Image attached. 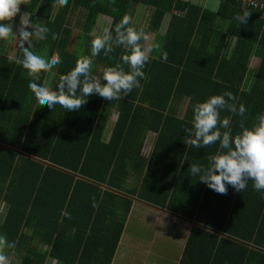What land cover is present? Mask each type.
<instances>
[{
	"label": "trees",
	"instance_id": "obj_1",
	"mask_svg": "<svg viewBox=\"0 0 264 264\" xmlns=\"http://www.w3.org/2000/svg\"><path fill=\"white\" fill-rule=\"evenodd\" d=\"M141 5L147 13L139 27L156 35L155 44L167 51L168 59L152 51L144 68L147 79L118 101L92 95L75 111L38 105L28 88L32 77L14 62L22 58L20 41L15 52L16 38L0 41V200L7 203L3 231L12 237L17 253V244L29 237L23 234L25 225L39 226L46 217L53 218L52 234H75L72 238L63 231L65 235L48 240L59 264H111L133 202L139 199L193 221L180 264H264V197L252 181L239 193L231 186L226 194L209 189L189 168L206 164L219 145L195 149L183 142L193 105L209 96L230 91L237 104L246 106L244 117L221 111L222 118L232 117L234 135L242 120L251 127L264 112V93L259 92L264 87L262 10L237 0H220L212 8L191 0H68L64 5L21 0L10 23L17 27L27 13L32 23L48 27L46 39L33 37L32 45L38 55H60L61 63L41 71L37 80L43 83L53 73L50 86L55 90L60 75L82 57L91 58L97 75L117 64L128 71L120 59L123 46L108 56L102 51L91 57V41L99 36L93 32L103 15L112 18L113 36L124 16L136 29L137 15L131 12ZM80 9L81 31L75 37L71 18ZM244 12L250 14L241 25L235 17ZM253 54L260 58L255 74L249 67ZM150 132L156 135L146 154ZM67 245L73 250H63Z\"/></svg>",
	"mask_w": 264,
	"mask_h": 264
},
{
	"label": "clouds",
	"instance_id": "obj_2",
	"mask_svg": "<svg viewBox=\"0 0 264 264\" xmlns=\"http://www.w3.org/2000/svg\"><path fill=\"white\" fill-rule=\"evenodd\" d=\"M68 0H54L58 5H64ZM21 0H0V41L19 38V48L22 58H16L15 63L22 65L32 79L28 83L29 90L34 94L38 105H47L49 109L60 105L66 111L79 110L92 95H97L107 101H118L128 97L134 88L141 86L140 81L146 80L145 65L150 61V52L159 53V58L167 61V51L161 50L159 43L151 48H144L140 41H147L149 36L142 29L131 25V18L124 16L112 31L105 29L102 35L95 36L91 41V57L105 56L112 53L115 47L123 46L124 53L120 59L128 66V71L117 64L106 67L99 75L93 72L92 60L82 57L76 61L75 67L67 74H62L56 84V89L48 82L38 83L39 73L48 71L61 63V57L56 51L36 54L32 38L44 40L49 29L47 26L26 21L20 17L19 36L14 31L15 25L10 23L20 12ZM249 12L238 14L235 19L241 24H247ZM32 30L29 31L28 29ZM27 44V46H25ZM12 60V57H9ZM106 82V83H105ZM236 96L226 91L222 94L207 97L202 102L193 105L191 127L185 128L187 137L183 140L189 148L201 149L218 144L214 154L207 158L206 164H191L189 173L192 177L205 183L209 189L218 194H226L231 186L236 192H244L248 182L264 197V112L257 114L251 127L240 123V131L233 134L232 117H221V111L227 110L235 116L244 117L247 108L243 103H236ZM95 207V202L93 203ZM62 215L68 216L67 212ZM14 241L0 234V264H11L9 246Z\"/></svg>",
	"mask_w": 264,
	"mask_h": 264
},
{
	"label": "crops",
	"instance_id": "obj_3",
	"mask_svg": "<svg viewBox=\"0 0 264 264\" xmlns=\"http://www.w3.org/2000/svg\"><path fill=\"white\" fill-rule=\"evenodd\" d=\"M219 2L220 0H216V1L204 0L203 6L207 7L206 6V3H207L215 7L218 5ZM146 11H147V8L144 5H141L139 6V8L133 9L131 13H136L137 15L134 21V24H136L134 25L136 29L138 30L142 29L149 36V39L147 41H144V40L140 41L141 45L144 48H151L155 44L156 35L154 33L147 31L145 28L139 27V25L142 23L144 19V15L147 13ZM110 20H112V18H110ZM165 28L167 29V26L163 27L164 30ZM101 29H107L106 26L105 27L103 26V23H102ZM259 63H260V58L256 56L255 54H253L250 58V63H249L251 73L255 74V71L257 70L256 68L259 66ZM51 75L52 77L50 81L48 82V84L50 85L53 82L54 74L51 73L48 77V80ZM259 89H261V91L259 92L264 93V87L259 88ZM183 106H186V104L185 105L183 104L182 107ZM117 116L118 115L116 112L111 113L110 115L111 121L109 123V126L111 125V127H108L107 138L111 134V130L114 126ZM155 135H156L155 132L149 133V136L147 137V140L145 143L144 153L149 154L154 144ZM136 200H139V199H136ZM139 201L141 203L139 205H135L133 202L131 211L128 214L126 223L124 225V230L122 232V236L119 240V244L116 248L115 255L111 261V264H137L138 262H141V264H162L158 262L162 260L161 256H159L158 258L153 257V259L150 260L151 255L154 254V249L152 248V246L155 244V239L151 238L148 246L141 247L139 246L140 243L137 240H135L137 239V237L134 236L133 231L130 229V226L135 217V214H138V212L141 214L137 215L134 219L138 223L140 222L144 223L143 222L144 217H146L147 220H152L151 217L152 218L155 217V215H151L149 212H147L146 211L147 209H143L142 206H146L148 208L151 207L161 212V214L158 215L159 217H155V218L156 220H159V221L161 220L163 222L165 221L167 224L166 228H168L169 234L175 236L173 239L177 241L178 246L176 247L177 252L175 253L174 258L172 259V262L173 264H180V261H181V258H182V255L185 249L186 241L189 237L190 231L193 226V221L190 219H186L182 216H178L173 213H168L167 210L160 209L156 207L155 205L150 204L146 201H143V200H139ZM6 210H7V203H5L3 200H0V234H4L12 240V237H10L9 234L5 233L2 228V223L5 218ZM52 220L53 218L50 219L46 217V222L40 224L39 226L38 225L29 226L28 224L24 226L23 234H26L29 237H27L23 241H20L19 244H17L18 246L17 253L15 252L16 244L9 246L8 251L11 256V264H59V258L54 256L51 253L52 245L49 244L48 242L50 237L56 236L59 233V231H56L55 234H52V232H54L53 230L54 225L52 224ZM179 220L184 221V224H181ZM63 231L67 233V236L75 237L73 230H72V233L70 230H67V231L63 230ZM63 231L60 232L59 234L65 235L63 234ZM175 231L179 232L180 236L175 235L174 234ZM31 236L32 237L40 236L41 239L38 237L36 239L35 238L32 239L30 238ZM73 248H74L73 245H67L65 246L63 250L69 251V250H73ZM161 248H158L159 254H164L163 253L164 251L162 252ZM59 250L61 251L62 248H60ZM131 261H134L137 263H132Z\"/></svg>",
	"mask_w": 264,
	"mask_h": 264
},
{
	"label": "rangeland",
	"instance_id": "obj_4",
	"mask_svg": "<svg viewBox=\"0 0 264 264\" xmlns=\"http://www.w3.org/2000/svg\"><path fill=\"white\" fill-rule=\"evenodd\" d=\"M195 3H201V4H204V0H191ZM216 1V0H214ZM207 7L209 8H212V6L210 5H206ZM82 11V9H80L77 13H74V17L71 18L72 19V26L74 27V32H75V37L79 34V32L81 31V22H82V17L80 15V12ZM83 14V13H82ZM23 15L24 16V19L26 21H28V18H29V15L27 13H24ZM22 15V16H23ZM110 17V16H109ZM108 16L106 15H103L100 17L98 23L96 24L95 26V29H94V32H93V35H102L104 30L105 29H101V26H102V23H103V26L107 29H109V25L111 23V20ZM169 22V17H167L164 21V26H167ZM20 26V22L18 24L17 27H15V31L17 32V35L19 36V32H18V28ZM35 38H38V37H35ZM17 41L14 43L13 42V49H12V52H15L17 47H18V42H19V39L16 38ZM76 51L78 52L79 51V48L76 49ZM80 53V52H78ZM99 72V71H98ZM52 75L50 76L49 80L47 82L50 81ZM50 85V84H48ZM51 87V86H50ZM114 117V115H113ZM111 127V125L109 126ZM148 149V147H147ZM134 204L135 205H139L141 204L139 200H134ZM143 209H147L146 211L149 212L151 215H155V217H159L158 215L161 214V212L155 210L154 208H151V207H146V206H142ZM141 213L138 212V214H135V217L137 215H140ZM134 217V219H135ZM155 217H151L152 220H147L146 217H144V220L140 223L136 222V220L133 219L132 223H131V226H130V229L133 231V234L135 237H137V240L141 247H146L148 246L149 244V241L151 240V238H154L155 239V244L152 246V248L154 249V254L151 255L150 257V260L153 259V257L155 258H158L159 256L162 257V260L161 261H158L159 263H162V264H173L172 262V259L174 258L175 256V253L177 252V246H178V243L177 241H175L173 238L175 236L169 234L168 232V228H166V222L164 221H159V220H156ZM181 224H184V221H181L179 220ZM186 224V223H185ZM175 235L177 236H180L179 235V232L175 231L174 233ZM162 247V248H161ZM158 248H161L162 249V252L164 254H159V250ZM132 263H137V262H134V261H131ZM141 264V262H138ZM137 263V264H138Z\"/></svg>",
	"mask_w": 264,
	"mask_h": 264
},
{
	"label": "built area",
	"instance_id": "obj_5",
	"mask_svg": "<svg viewBox=\"0 0 264 264\" xmlns=\"http://www.w3.org/2000/svg\"><path fill=\"white\" fill-rule=\"evenodd\" d=\"M242 5L252 7L255 10H262L264 14V0H237Z\"/></svg>",
	"mask_w": 264,
	"mask_h": 264
}]
</instances>
